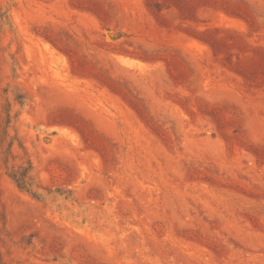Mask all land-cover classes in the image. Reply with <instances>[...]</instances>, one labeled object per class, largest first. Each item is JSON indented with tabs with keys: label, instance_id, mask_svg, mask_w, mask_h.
<instances>
[{
	"label": "rangeland",
	"instance_id": "1",
	"mask_svg": "<svg viewBox=\"0 0 264 264\" xmlns=\"http://www.w3.org/2000/svg\"><path fill=\"white\" fill-rule=\"evenodd\" d=\"M256 116L264 0H0V264H264Z\"/></svg>",
	"mask_w": 264,
	"mask_h": 264
},
{
	"label": "trees",
	"instance_id": "2",
	"mask_svg": "<svg viewBox=\"0 0 264 264\" xmlns=\"http://www.w3.org/2000/svg\"><path fill=\"white\" fill-rule=\"evenodd\" d=\"M11 178L17 184V186L21 189H25L27 191H31L30 189V178L28 175V168H22L20 170H16L12 175Z\"/></svg>",
	"mask_w": 264,
	"mask_h": 264
},
{
	"label": "bare ground",
	"instance_id": "3",
	"mask_svg": "<svg viewBox=\"0 0 264 264\" xmlns=\"http://www.w3.org/2000/svg\"><path fill=\"white\" fill-rule=\"evenodd\" d=\"M143 21V20H142ZM189 48V47H188ZM193 48V47H192ZM203 51V50H202ZM106 56V55H105ZM117 58V57H116ZM118 60V59H117ZM214 64V63H213ZM220 72V71H219ZM164 75V74H163ZM221 78V77H220ZM165 81V80H164ZM163 81V82H164ZM146 82V81H145ZM162 84V83H161ZM147 85V84H146ZM163 85V84H162ZM217 88V87H216ZM226 92V91H225ZM44 94V93H43ZM47 94V93H46ZM55 95V94H54ZM106 97V96H105ZM253 98V97H252ZM251 98V99H252ZM110 99V98H109ZM115 99V98H114ZM54 101V100H53ZM115 101V100H114ZM244 106V105H243ZM253 106V105H252ZM263 106V105H262ZM250 107V106H249ZM252 111H254V109L252 110ZM254 113H256V112H254ZM258 115V114H257ZM257 117L258 116H256V120H257V123H260V124H263V126H264V122L261 120V119H257ZM263 118V117H262ZM96 120V119H95ZM142 125V124H141ZM110 127V126H109ZM150 137V136H149ZM143 140V139H142ZM192 140V139H191ZM190 140V141H191ZM207 142V141H206ZM139 143V142H138ZM157 144V143H156ZM210 145H212V144H210ZM206 146V145H205ZM206 148V147H205ZM217 148V147H216ZM151 150V149H150ZM152 155V154H151ZM153 156V155H152ZM152 160V159H151ZM148 161V160H147ZM158 161V160H157ZM159 164V163H158ZM159 165H161V164H159ZM148 166V165H147ZM151 166V165H150ZM182 171V170H181ZM197 189V188H196ZM223 193V192H222ZM226 195V194H225ZM226 197V196H225ZM228 204V203H227ZM235 204V203H234ZM31 208V207H30Z\"/></svg>",
	"mask_w": 264,
	"mask_h": 264
}]
</instances>
